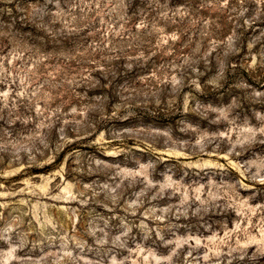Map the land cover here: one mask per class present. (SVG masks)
<instances>
[{
	"label": "rangeland",
	"instance_id": "obj_1",
	"mask_svg": "<svg viewBox=\"0 0 264 264\" xmlns=\"http://www.w3.org/2000/svg\"><path fill=\"white\" fill-rule=\"evenodd\" d=\"M0 264H264V0H0Z\"/></svg>",
	"mask_w": 264,
	"mask_h": 264
}]
</instances>
